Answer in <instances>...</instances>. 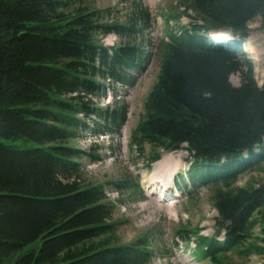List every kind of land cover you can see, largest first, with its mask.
<instances>
[{"label":"trees","instance_id":"1","mask_svg":"<svg viewBox=\"0 0 264 264\" xmlns=\"http://www.w3.org/2000/svg\"><path fill=\"white\" fill-rule=\"evenodd\" d=\"M70 1L0 0V264H146V243L109 242L113 204L103 186L81 185L75 159L83 152L68 143L87 128L79 114L101 118L108 130L122 126L124 107L95 102L105 95L99 77L132 85L130 72L142 73L150 55L136 45L111 50L98 42V34L120 33L119 25L96 23L82 8L67 12ZM189 8L196 21L169 34L131 142L153 146L148 165L160 158L158 149L186 145L191 181L217 187L216 234L192 230L198 256H264V183L231 188L264 161V84L257 86L252 63L238 53L250 22L261 16L264 28V0H191ZM137 11L133 23L149 27L148 11ZM220 30L239 37L238 47L199 34ZM244 66L246 78L232 85L230 76ZM257 147L262 154L244 161ZM257 226L262 237L253 238ZM189 233L178 231L186 241Z\"/></svg>","mask_w":264,"mask_h":264},{"label":"rangeland","instance_id":"2","mask_svg":"<svg viewBox=\"0 0 264 264\" xmlns=\"http://www.w3.org/2000/svg\"><path fill=\"white\" fill-rule=\"evenodd\" d=\"M191 0H75L68 2L67 12L74 8H82L94 12L96 23L117 24L120 33L98 34L96 40L104 46L117 49L127 44L142 48L144 55H150L147 68L138 73L131 71L134 76L132 85H126L103 77L99 80L104 83V97L95 99L98 107L111 110L119 107L125 108V120L122 126L105 127L101 118H87L82 114L87 125L86 129L79 131L76 139L68 144L83 152L79 162L78 173L83 187L101 185L104 188L108 201L113 204L112 217L109 224L113 231L109 233L111 244L146 243L151 250V256L146 264H264V256L252 254L239 256L230 252L224 255L220 262L204 259L198 256L200 247H195L197 238L192 230L198 231V236H212L215 234L218 211L215 207V188L212 185H192L190 178V162L188 151L183 145L177 151H161L159 161L147 168L150 144L143 146L133 145L132 133L137 128L141 117L145 113V103L161 72V64L166 55V43L169 34L179 31L181 27L196 21V13L189 7ZM143 8L150 16V26L135 24L131 19ZM125 28L135 27L134 32H125ZM248 35L238 52L240 59L247 66H253V78L260 87L264 84V28L262 17L259 16L249 23ZM227 34L231 31L226 30ZM246 45L251 46L255 53L245 50ZM261 61V62H259ZM236 71L230 76V82L239 86L246 78V67ZM98 123H100L98 125ZM261 152L260 150L255 153ZM256 160L255 158L250 161ZM162 167V173L154 172L157 164ZM189 170V171H188ZM155 182L150 183L151 178ZM172 180L175 183H172ZM167 186L172 194L179 197L173 201L166 196L165 200L158 199L159 187ZM264 183V161L257 162L250 169L245 170L231 184V188L246 187ZM175 184V185H174ZM170 186V187H169ZM167 188V191L169 189ZM223 190H226L223 188ZM151 191L155 194L151 195ZM168 198V199H167ZM178 202V203H177ZM189 233V244L178 231ZM253 238L262 237L260 226L252 231ZM104 241L105 237L98 239ZM97 240V241H98ZM255 239L248 240L254 241ZM255 243V242H252ZM258 245H263L261 241ZM199 245V243H198ZM203 246V245H202Z\"/></svg>","mask_w":264,"mask_h":264},{"label":"bare ground","instance_id":"3","mask_svg":"<svg viewBox=\"0 0 264 264\" xmlns=\"http://www.w3.org/2000/svg\"><path fill=\"white\" fill-rule=\"evenodd\" d=\"M216 34H217V33H216ZM215 37H216V38H220V39H222V40H227V39H228V38L225 37V35H222V34H217ZM245 50H246V51H249L250 53H255V52H254V49H253L251 46H249V45H246ZM259 62H261V61H259ZM154 172L157 173V174H160L161 176H164V178H165V180H166V177H165L166 175H165L164 173H162V167L159 165V163H158L157 166L155 167ZM154 182H155V180H154V178L152 177L150 183H154ZM174 199H175V198H174ZM159 200H160V198H159ZM174 201H176V200H173V201L169 202V205H174V204H175ZM177 203H178V202H177Z\"/></svg>","mask_w":264,"mask_h":264}]
</instances>
